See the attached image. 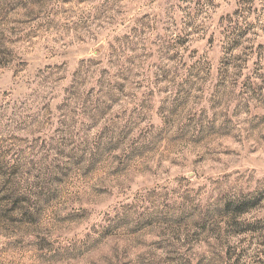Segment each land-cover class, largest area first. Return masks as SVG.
Instances as JSON below:
<instances>
[{"label": "rangeland", "instance_id": "rangeland-1", "mask_svg": "<svg viewBox=\"0 0 264 264\" xmlns=\"http://www.w3.org/2000/svg\"><path fill=\"white\" fill-rule=\"evenodd\" d=\"M0 264H264V0H0Z\"/></svg>", "mask_w": 264, "mask_h": 264}]
</instances>
